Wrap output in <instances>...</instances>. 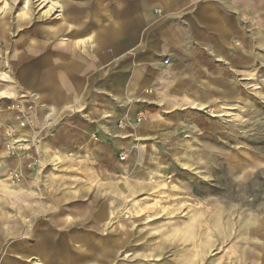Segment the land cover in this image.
<instances>
[{
    "label": "rangeland",
    "instance_id": "obj_1",
    "mask_svg": "<svg viewBox=\"0 0 264 264\" xmlns=\"http://www.w3.org/2000/svg\"><path fill=\"white\" fill-rule=\"evenodd\" d=\"M31 1L0 0V91L14 92L0 96V264H264V0L258 66L226 72L218 70V46L203 48L189 32L196 0L166 8L154 0H48L36 2L19 28ZM156 23L167 27L162 36ZM177 23L187 27L186 60L203 71L173 60ZM58 28L63 33L52 38ZM98 38L94 61L89 44L78 45ZM31 43V55L18 56ZM61 48L81 59L63 67L65 91L74 93L75 73L83 97L71 113L33 84L40 92L28 90L30 70L58 73L44 57ZM155 49L161 79L133 88L123 70L147 63ZM207 84L235 86L226 92L235 100L213 96L216 103L195 108ZM178 85L187 86L188 101L169 95L166 86ZM28 113L34 123L20 127ZM21 136L29 145L23 155ZM123 138L129 147L115 144ZM44 141H56L62 162L45 159Z\"/></svg>",
    "mask_w": 264,
    "mask_h": 264
},
{
    "label": "crops",
    "instance_id": "obj_2",
    "mask_svg": "<svg viewBox=\"0 0 264 264\" xmlns=\"http://www.w3.org/2000/svg\"><path fill=\"white\" fill-rule=\"evenodd\" d=\"M139 1V0H138ZM138 1L134 4H138ZM158 5H162L165 8L174 5V0H154ZM184 2H190L192 0H183ZM197 10L192 15V20L190 21L188 27L191 36L197 40V44L203 48H210L212 45L218 46V60L219 66L218 70L220 72H226L227 70H238L239 66L246 62L250 64L251 68H253V64L258 66V53H259V8H258V0H246V4H242V0H196ZM179 29H174L172 31L171 37V52L173 55V60H176L178 64L180 63L186 69L193 70H204L205 68L202 66L195 67V63H189V60H186L184 53L185 38H187V32L185 28V24L177 23ZM157 32H161V36L165 33L164 30L167 29L166 26H163V23H156ZM175 28V27H174ZM183 28V31H182ZM124 28L121 26V30ZM114 35V34H113ZM80 39V38H78ZM76 39V40H78ZM81 39H85V37H81ZM112 39V38H110ZM99 41L100 38L94 40L93 42L87 41L84 44L78 45L81 50L85 49V45L89 44V47L92 49V53L88 54L91 60L95 61L94 53H97L99 50ZM163 48H167L166 45H162ZM62 51V50H60ZM57 52V56L52 55L49 57V61L44 57V67L49 65H54V68H57L58 73H45L43 74H35L31 70L28 72L29 82H28V90L29 92H34L36 88L42 89L45 94H47L50 98L56 100L59 106L69 107L68 112H75L77 109H82V95L78 88L80 85L76 80L77 75L70 76V82L73 81L75 85L74 93L70 94L65 91L66 81L64 77V69L63 67L71 68L77 67L81 63V59L78 57L77 53L71 50H64L63 52ZM65 53H70V61L66 63ZM157 49L153 50L151 55L147 57L150 60L147 63H143V61H136L131 63L128 67H126L123 71L130 72V84L133 88L142 87V85H156L157 82L161 79L160 74L158 73L157 63ZM182 62V63H181ZM177 64V65H178ZM56 65V66H55ZM164 66L163 64H161ZM210 69V67H206ZM145 76V77H144ZM183 76V75H182ZM185 76V75H184ZM38 78L37 81H35ZM43 79V80H42ZM183 79V78H182ZM185 79V78H184ZM76 80V81H75ZM128 78L122 81V85L125 87ZM146 82V83H145ZM30 84H33L30 89ZM128 84V82H127ZM43 86V87H42ZM137 86V87H136ZM221 85H211L207 84L202 87L201 92L199 90V94L196 97V101L193 102V106L199 103H216L213 101L212 97L215 96L219 98L221 101H233L235 99H227L226 92L227 90L235 91L237 88L234 86L230 89ZM77 88V89H76ZM186 87L178 86H166L169 95L173 100L183 99L184 90ZM119 93H125V88L118 89ZM40 92L36 90L34 93ZM235 92H238L237 90ZM197 94V93H196ZM224 95V96H223ZM223 96V97H222ZM195 103V105H194ZM196 108V107H195ZM62 115V114H61ZM67 130L66 132H68ZM55 140V139H54ZM56 142V141H55ZM55 142L47 143L44 141L43 149L47 151L48 154H45V159L47 161H51L56 163L58 161L63 160V153L57 148ZM132 140H125V138L119 140H115V144L117 146H130ZM86 156V154L84 155ZM63 167V166H60Z\"/></svg>",
    "mask_w": 264,
    "mask_h": 264
},
{
    "label": "bare ground",
    "instance_id": "obj_3",
    "mask_svg": "<svg viewBox=\"0 0 264 264\" xmlns=\"http://www.w3.org/2000/svg\"><path fill=\"white\" fill-rule=\"evenodd\" d=\"M36 2H38V4H37V6L39 7V6H42L43 4L47 7L48 6V0H43L42 2H41V0H37ZM36 2H33L32 3V1L30 2V4L28 5V8H27V12H26V14H24V15H22L21 17H19V22L16 24V26L17 27H19V28H24V27H26L27 25H29L28 23L30 22L29 20H31V18H29V19H27L26 18V16H27V14H28V12L31 10V9H33L34 7H35V4H36ZM54 6H50L49 7V9L47 10V14H49V15H51V13H53V11H54ZM6 16V17H5ZM4 16V18L6 19L7 18V15H5ZM18 21V20H17ZM71 28V27H70ZM22 31V30H21ZM60 33H63V31L61 30V28H58V29H56L52 34H51V37L52 38H54V37H56L57 35H59ZM74 32H72V35H75V34H73ZM43 41H44V44H47V43H50V39L48 40V37H46V36H44L43 37ZM66 41V40H65ZM78 43V42H77ZM64 44V43H63ZM74 45H76V44H74ZM31 51H27V52H25L24 54H22V53H19V55L18 56H30L31 54L30 53H32L34 50H35V46H34V43H31ZM74 47V46H73ZM60 50H62V51H60V52H64V49H60ZM1 77L3 78V79H5V80H10V77H9V75H7V73H1ZM9 88V87H8ZM10 91V89L9 90H4L3 92L2 91H0V96H2V98H7V96H9L10 97V95H12L14 92H9ZM16 95V94H15ZM33 98V97H32ZM63 113V112H62ZM28 115H29V118H28V120L25 122V123H20V127H25V128H27L30 124H32V123H34V118L32 117V113H28ZM48 116H50L51 117V115L50 114H48ZM28 121H29V123H28ZM37 124H39L40 125V127H41V130H45V129H47L48 127H47V125H45V127H44V125H42L41 126V124L39 123V121H38V119L36 118V121H35ZM15 142V141H14ZM27 143V141L25 140V137H23V136H21L20 138H18V142H16V144H17V153H19V154H21V155H23L24 153H25V151L28 149L29 150V145L28 144H26ZM38 154H39V156H40V162H41V168L43 169V166H44V156H43V150H42V147L40 146V144H39V146H38ZM25 158H26V156H25ZM26 160H27V162H26V169H27V171L28 172H30V169H31V167L29 166V163H30V160H29V157L28 158H26ZM35 174V173H34ZM36 175H38V174H35V176ZM34 176V175H33ZM18 177V176H17ZM1 220V219H0ZM23 227V226H22ZM5 231V230H4ZM4 231L2 230L1 232H2V235L4 234ZM6 233H8V232H10L8 229H6V231H5ZM185 235V234H184ZM187 235V234H186ZM56 241H50L49 243H47L48 245H50L52 248H55L56 247V243H55ZM17 248H19V247H17ZM21 248V247H20ZM30 248V247H29ZM12 251V250H11ZM18 251V250H17ZM22 251V250H21ZM30 251V250H29ZM63 254V253H62ZM20 255V254H19ZM66 256V255H65ZM23 257V256H22ZM72 257V256H71ZM54 259V258H53Z\"/></svg>",
    "mask_w": 264,
    "mask_h": 264
},
{
    "label": "built area",
    "instance_id": "obj_4",
    "mask_svg": "<svg viewBox=\"0 0 264 264\" xmlns=\"http://www.w3.org/2000/svg\"><path fill=\"white\" fill-rule=\"evenodd\" d=\"M169 64V60H166L165 62H164V65H168ZM121 127H123V126H121ZM122 160H124V158H122Z\"/></svg>",
    "mask_w": 264,
    "mask_h": 264
}]
</instances>
